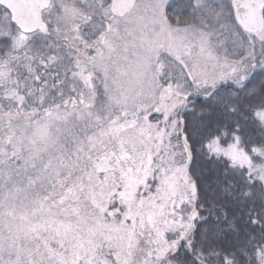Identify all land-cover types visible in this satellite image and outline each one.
Listing matches in <instances>:
<instances>
[{"label":"snow or ice","instance_id":"1","mask_svg":"<svg viewBox=\"0 0 264 264\" xmlns=\"http://www.w3.org/2000/svg\"><path fill=\"white\" fill-rule=\"evenodd\" d=\"M0 264H264V0H0Z\"/></svg>","mask_w":264,"mask_h":264},{"label":"trees","instance_id":"2","mask_svg":"<svg viewBox=\"0 0 264 264\" xmlns=\"http://www.w3.org/2000/svg\"><path fill=\"white\" fill-rule=\"evenodd\" d=\"M254 107H257L258 105H253ZM242 107L245 109V112L241 113V119L247 120L249 123L254 119V115L252 113V110L249 108L248 104L245 103L242 105Z\"/></svg>","mask_w":264,"mask_h":264},{"label":"water","instance_id":"3","mask_svg":"<svg viewBox=\"0 0 264 264\" xmlns=\"http://www.w3.org/2000/svg\"><path fill=\"white\" fill-rule=\"evenodd\" d=\"M247 22L250 25L258 26V20H257V18L254 15H249L248 18H247Z\"/></svg>","mask_w":264,"mask_h":264},{"label":"rangeland","instance_id":"4","mask_svg":"<svg viewBox=\"0 0 264 264\" xmlns=\"http://www.w3.org/2000/svg\"><path fill=\"white\" fill-rule=\"evenodd\" d=\"M67 2H71V0H67ZM257 51H259V48L257 49ZM234 156H236L237 158H243V154L242 153H237L235 151H233L232 153Z\"/></svg>","mask_w":264,"mask_h":264}]
</instances>
